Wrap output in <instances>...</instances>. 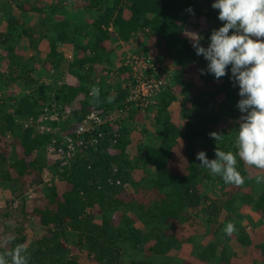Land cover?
Here are the masks:
<instances>
[{"label": "trees", "instance_id": "1", "mask_svg": "<svg viewBox=\"0 0 264 264\" xmlns=\"http://www.w3.org/2000/svg\"><path fill=\"white\" fill-rule=\"evenodd\" d=\"M5 1L10 4L0 3V10L13 5L20 17L6 18L0 11V62L6 67L0 70V187L8 194L0 207V237L8 235L0 252L24 245L29 264H264V240L256 242L253 235L256 227L264 225V188L255 180L261 170L238 158L237 170L245 183L236 187L212 176L196 159L201 151L215 159L216 147L237 152L234 141L242 115L230 66L228 74L217 80L207 71L208 61L196 54L185 36L189 28H200V46L208 47L212 31L223 26L219 10L212 8L214 0H84L80 8L84 17L90 10L96 12L86 31L78 19L62 13L64 0H56L57 9L49 14L38 5L43 0ZM28 20L31 23L26 25ZM18 23L20 32L11 33ZM82 37L86 43L81 45ZM122 42L139 43L133 55L151 54L166 70L177 68L174 89L169 93L167 78L166 91L158 98L157 140L135 120L142 108L128 101L129 83H135L131 69L125 63L120 68L127 83L117 87L115 95L113 85L108 91L104 81L96 82L93 76V65L102 60L100 51L112 52ZM42 43L49 49L48 67L42 60L45 66L32 69L16 54L18 47L37 52ZM62 45L84 53L91 50L94 55L75 56L65 75L69 81L53 89L49 86L46 96L36 88L38 81L31 73L43 75L54 69ZM190 65H196L201 87L184 80L183 71ZM93 86L100 89L98 100L90 95ZM13 87L21 93H13ZM182 98L181 119L175 122L171 106ZM46 109L60 113V120L52 123L53 133L32 124ZM92 113L100 124L89 119ZM86 120L94 127L76 135ZM66 130L73 131L74 140L88 144L75 143L69 157L49 158L53 139L59 141ZM211 132L222 134V139L214 141ZM45 171L53 182L44 180ZM56 181L68 190H59ZM206 185L210 190L205 191ZM33 191L41 205L29 212L27 199ZM242 207L252 209L250 229L242 224ZM33 216L46 228L39 238L26 228ZM196 217L205 218L203 237L183 238L179 228L191 225ZM229 222L236 227L231 236L222 231ZM7 224L13 226L11 232ZM183 243L192 244L197 262L174 257ZM252 247L259 257L248 260ZM72 248L85 252V263L72 254Z\"/></svg>", "mask_w": 264, "mask_h": 264}, {"label": "clouds", "instance_id": "2", "mask_svg": "<svg viewBox=\"0 0 264 264\" xmlns=\"http://www.w3.org/2000/svg\"><path fill=\"white\" fill-rule=\"evenodd\" d=\"M212 8L219 10L218 19L223 26L212 31L208 47L200 46L199 35H188L196 54L208 61L207 71L217 80L228 74L230 66L231 80L239 87L241 99L237 107L242 115L234 141L237 152L216 147L215 159H208L204 151L196 159L212 176L239 187L245 183V177L237 170L238 158L248 166L264 170V0H214ZM90 95L98 100L100 89L93 86ZM209 136L216 142L223 137L217 132ZM256 182L264 183V175L258 176ZM222 231L233 235L235 224L229 222ZM0 264H29L27 249L16 245L0 252Z\"/></svg>", "mask_w": 264, "mask_h": 264}, {"label": "rangeland", "instance_id": "3", "mask_svg": "<svg viewBox=\"0 0 264 264\" xmlns=\"http://www.w3.org/2000/svg\"><path fill=\"white\" fill-rule=\"evenodd\" d=\"M34 1L35 0H30V2H32V3ZM0 3H2L3 5H5V4L9 5L10 4L9 1L8 2H6V1L4 2V0H0ZM2 4H0V8L2 7ZM56 4H57L56 0H54L53 3H49V2H47V0H43V3L41 1L38 2V5L44 7L45 12L48 13V14L51 13L52 10L57 9ZM85 4H86V2H84V0H74L73 5H69L64 0L63 9H60V10L64 11L62 13H64L65 16L67 15L69 17L68 19H71V20H72V18H76V20L78 19L80 24L85 27V31H86L87 28L89 29V24H88V22L85 21L84 14L80 10V8H84ZM0 11H2L1 15L6 17V18H10L11 17V18H14L15 20H19L18 17H20V12L13 5H12V7L11 6L10 7H6L5 11H4V9H2ZM95 15H96V12L90 10V11H88V14H86L85 16H86V19L90 18V21H92L93 18H95ZM124 15H125V17H128L129 16V12L126 10L124 12ZM28 18H30V16H28ZM61 19H63V17ZM25 20H26V15L23 17V21H25ZM28 22L31 23V21L28 20L26 22V25H28ZM20 28H21V23H18L16 25V27L12 28V30H11L12 32L11 33H19L20 32ZM4 29H5V27L4 28L1 27V31H4ZM199 29L189 28L188 32H186L185 36L187 38H190L188 33H195V34L198 35V33L200 31ZM35 37L37 38L38 36L36 35ZM81 41H84V39H82ZM191 44L193 45V41L192 40H191ZM139 46H140L139 43H135V42L130 44V47H128L125 50L126 54L128 52L132 53L133 51L138 50ZM32 49H34V48L32 47ZM32 49L29 48V49L25 50L24 48L22 49L21 47H18L17 50H16V54L22 56L23 57V61L28 62L29 63V67L32 68V69H34V68L39 69L40 66L43 65L42 64V60L44 62H47L46 66L48 67V64H50V62L45 60V57H46V54L49 53V49L47 48L46 44L42 43L40 48H38L41 51H43V53L39 52L40 50L36 52V51H34ZM114 50L112 52H114ZM64 52H65L66 56H65V58L61 59V62H62L61 66L62 67H67L69 69V68H71L70 62L73 59V58H71V56L73 54L71 55L70 53H68L66 51H64ZM151 53L155 55L154 51H151ZM31 58L33 60H35V61H33V60L31 61L30 60ZM76 58H77V56H76ZM122 58H124V54H122ZM122 58L120 56H116V57L113 56L112 60L115 63L116 59H118L119 60L118 62H120ZM109 62H110V60H109ZM114 63L112 64L111 72L107 73V74L103 73L100 78H102V80L104 81V86L106 88H108L109 86H112L114 84L115 85L114 87L116 88L115 89V92H116V91H118L117 87H119V86L120 87L121 86L124 87L126 85V83H127V80H126L125 76H123L119 72L118 67H116V65ZM55 64H56V57H54V67H55ZM43 66H45V64ZM5 69H6V67L0 62V70L4 71ZM176 70H177L176 67H172L171 69H168V71H167L168 76H169L168 77L169 78V93H171L172 89H174V87H175V85H174V77H175L174 72ZM58 72L61 73V75H58L57 74ZM66 73H62V72L58 71L55 68L54 69L51 68L50 72H46L43 75H38L35 70H34V72L31 73V75H33L38 81V85H37L38 87H36V88L39 91L42 90L43 93L46 94V96H47V89L49 88V86H50V88L53 89V88H56V86H60V85H62V84H64V83L69 81V77L65 76ZM183 78H184L185 81L193 82L196 87H201L202 85H204L203 81L200 79V77L198 75V71H197L196 65L188 66L183 71ZM32 90L33 89L29 90V92H31ZM11 91L13 93H16V94H20L21 93L20 89H18L17 87L11 88ZM34 91H35V89H34ZM53 94H54V92H53ZM158 98H160V95H158L157 98L155 99L154 105L152 104L147 109H143L142 108L140 110H137V114H136V117H135L136 118L135 119L136 122L140 123L141 126H143L149 133H151L153 135L154 139L156 137H158V132L156 131V126H155V123H154V117L156 115V110H157V104L159 102ZM183 101H185V98H182L181 101L175 102L171 106L172 117H173V120L175 122L176 121H180V119H181L179 117V108H180V105H181V103ZM227 123L228 122L223 124L225 128L228 127ZM156 140H157V138H156ZM5 151H7L8 155L11 157V152H9L8 149H6ZM48 156H49V158L53 157V155H48ZM50 161H51V159H49V162ZM261 175H264V170H261ZM43 178H44V180L47 183L53 182V180L50 179V176L47 173V171L44 172ZM55 185H57L58 189L61 190L62 192H64L65 190H68L67 187L63 188L64 187L63 185L60 186L61 183H59V181H56ZM260 186L262 188H264V183L260 184ZM261 187H259V188H261ZM204 188H205V191L210 190L209 185L208 186L206 185ZM7 195L8 194H6V192L4 190H2V187H0V207L5 206V198L7 197ZM30 195H31V197H28V199H27V207H28V211L29 212H31V210H32V208L34 206L41 205L40 198H39L40 196H39V194L37 192L36 193L34 192L33 195L32 194H30ZM245 209L249 210V208H247V207H242V209L240 211L243 216L249 215V214H246L247 212H244ZM0 220H2V219H0ZM117 221H118L117 218H115L113 220V222L115 224L117 223ZM204 221H205V218H203V217H200L199 219L197 218V219H195L193 221V223L191 225L187 223L183 227H180L179 228V232L182 234V237L185 238V239H187L188 237H191V236H193V237L195 236V238L199 240L200 237H203L202 233L204 235V225H205ZM243 223H244L245 227H247V229H250L248 227L249 224L246 221H243ZM252 224H253V222H252ZM7 225H8L7 227L9 229V231L11 232V228H13V226L12 225L9 226V224H7ZM26 228H28L32 232L34 238L41 237L46 231V228H44L43 225L40 223V218L38 216L31 217L29 223L26 225ZM253 235H254V238H255L256 242L263 241V238H261L262 236L256 235L255 233H253ZM7 236L8 235L5 234V235H3V237H0V247H1L2 243L5 242V240L7 241V239H6ZM191 248H192V244L183 243L181 248H179L178 252H176L174 257L175 258L184 259V260H190V261L192 260V262H197V260L194 259L195 257H193V255L190 252V250L192 251ZM72 254L76 255L77 257H79L81 262H84V263L86 262L87 258L85 256V252H82L80 249L72 248ZM258 257H259L258 256V251L256 249L253 248V249H250V251H248V256H247L248 260H252V259L258 258Z\"/></svg>", "mask_w": 264, "mask_h": 264}, {"label": "built area", "instance_id": "4", "mask_svg": "<svg viewBox=\"0 0 264 264\" xmlns=\"http://www.w3.org/2000/svg\"><path fill=\"white\" fill-rule=\"evenodd\" d=\"M125 64L131 69L135 83H129V97L128 101H135L136 106L140 108H146L152 104L154 98L166 91L167 80L166 73L163 66L155 62L151 54L133 55L125 61ZM90 120H94V124H100V118L92 113L89 116ZM60 120V113L55 109L50 112L47 109L45 113L38 119L33 120L32 124H36L39 129L46 130L48 132H55L56 127L53 126V122ZM91 124L89 121H84V124L79 125L76 129V135H80L83 132L90 131ZM72 130H66L60 136L59 141L57 138L53 139V144L49 148V155L55 156H71L75 150V143L83 144L84 141L74 140ZM88 144L85 143L84 146ZM66 148L64 149V147Z\"/></svg>", "mask_w": 264, "mask_h": 264}, {"label": "crops", "instance_id": "5", "mask_svg": "<svg viewBox=\"0 0 264 264\" xmlns=\"http://www.w3.org/2000/svg\"><path fill=\"white\" fill-rule=\"evenodd\" d=\"M78 7V6H77ZM85 18H86V16H85ZM86 22H90V18L89 19H87V21ZM82 39H84V41H81L80 42V44L82 45V44H85L86 43V39L84 38V37H82ZM81 39V40H82ZM136 43V42H135ZM130 44H132V43H130V42H126V43H121L117 48H115V50H114V52H104V51H100V53H99V55H100V58L102 59L101 61H100V63L98 62V63H95L94 65H93V76H94V78H95V80H96V82H100L101 80H102V78H100L101 77V75L104 73V74H107V73H105L104 71L105 70H111V68H112V64L114 63L113 62V60H112V57L114 56V57H116V56H120L121 58H122V54H124V58H122L121 59V61L120 62H118L119 60L118 59H116V61H115V65H116V67H118V69L120 70V68L121 67H123L122 65L125 63V61L128 59V58H130L133 54L132 53H127L126 54V52H125V50L128 48V47H130ZM64 51H66V52H68V53H70L72 56H71V58H74L75 56H77L78 58H81V57H83V56H85V57H93V55H94V53L91 51V50H89V51H87L86 53H84L83 51H76V49H74L71 45H67V46H65V45H62V46H60L59 47V49H58V52H57V54H56V64H55V69H57L58 71H60V72H62V73H66L67 71H68V68L67 67H62L61 66V64H62V62H61V59L62 58H65V56H66V54H65V52ZM67 53V54H68ZM75 55V56H74ZM73 60V59H72ZM109 60H110V62H109ZM85 67H88V65L87 66H85ZM123 76H125V78L127 77V74L125 75V74H122ZM113 87H114V84H113ZM109 88L110 89H107L108 91H110L111 90V88L112 87H110L109 86ZM112 94H114L115 95V87L114 88H112ZM257 178V177H256ZM256 178H255V180H256ZM247 208H249V210H247V209H245L244 210V212H247L246 214H252L253 212L251 211L252 209L250 208V207H247ZM248 219H247V218ZM254 220L257 218V216L256 215H253V216H251ZM246 218V219H245ZM243 221H246L248 224H249V226L248 227H253V224H252V222H251V219L248 217V215L247 216H244V219L242 220V224L244 225V223H243ZM246 223V224H247ZM245 226V225H244ZM247 228V227H246ZM254 233H256V235H260V236H262L261 238H263V240H264V225H259L258 227H256L255 228V232ZM192 249V248H191ZM250 249H253V247L252 248H250ZM250 249H249V251H250ZM190 252H191V250H190ZM190 256V255H189ZM192 261V260H191Z\"/></svg>", "mask_w": 264, "mask_h": 264}, {"label": "bare ground", "instance_id": "6", "mask_svg": "<svg viewBox=\"0 0 264 264\" xmlns=\"http://www.w3.org/2000/svg\"><path fill=\"white\" fill-rule=\"evenodd\" d=\"M153 58H154V57H153ZM154 60H155V62H157V63H159V64H161V65L163 66V69H164V71H165V73H166V80H167V78H168V73H167V71H168V70L165 69V66H164V64H163L162 62L156 60L155 58H154ZM156 98H157V96L154 98V100H153V102H152L153 105H154V103H155V99H156ZM152 104H150L149 106H151ZM149 106H148V107H149ZM148 107L143 108V109H147Z\"/></svg>", "mask_w": 264, "mask_h": 264}]
</instances>
